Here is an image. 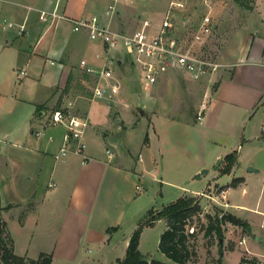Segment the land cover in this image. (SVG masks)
Masks as SVG:
<instances>
[{"label":"crops","instance_id":"0c3cea01","mask_svg":"<svg viewBox=\"0 0 264 264\" xmlns=\"http://www.w3.org/2000/svg\"><path fill=\"white\" fill-rule=\"evenodd\" d=\"M147 2L134 0L132 4L146 6ZM107 3L0 0V97L10 95L12 104L9 114L0 113V217L14 253L31 259L27 253L33 247L29 243L23 253L15 251L16 241L6 221L9 215L17 218L21 231L28 228L32 240L36 235L39 240L49 239V246L38 249L39 256L51 255L52 264H84L80 256L86 247L116 249L119 241L115 239L125 220L137 227L145 209L131 213L125 204L144 203L149 197H142V191L157 190L154 185H159L175 198L172 203L225 187L220 196L210 198L244 225H224L216 264H264V229L260 227L264 177L257 199L250 201L246 193L254 175L264 172V0H251L250 9L222 41L217 62L213 60L219 67L202 78L213 87L206 88L196 113L180 112L179 86L171 71L147 89L150 94L143 99L139 96L140 115L134 111V121L127 123L122 112L129 105L120 93L114 102L90 103L78 90L96 80L81 62L100 68L103 62L96 56L104 50L89 40L86 31L73 32L70 20L102 15ZM124 8L118 7L111 25L126 33H133L143 16L150 14L143 10L129 18L121 15ZM213 21L216 28L214 17ZM215 28L208 46L215 38ZM112 65L119 71L125 68L119 58ZM123 96L132 97L126 91ZM69 101L74 102L73 114L81 113L89 120L88 147L84 157L69 154L56 160L66 129L54 124L51 115ZM144 122L146 136L134 156L129 148L138 141L136 132ZM117 136L127 141L126 151L118 150ZM229 155H235L236 162L229 173L221 174ZM203 170L207 171L201 174ZM235 170L247 175L233 176ZM197 174L200 179L195 178ZM225 177L232 181L221 185ZM238 178L243 181L230 187ZM203 181L208 184L206 191L200 190ZM131 236L123 243L125 250ZM243 238L245 243L239 245ZM210 251L213 257V247Z\"/></svg>","mask_w":264,"mask_h":264},{"label":"rangeland","instance_id":"374dc122","mask_svg":"<svg viewBox=\"0 0 264 264\" xmlns=\"http://www.w3.org/2000/svg\"><path fill=\"white\" fill-rule=\"evenodd\" d=\"M171 0H150L147 2L146 6L144 4H139L135 7L132 3L127 4H121L120 7H125L122 10V16H127L129 18H132L133 16H137L139 13H141L143 10H147L150 14L148 16H143V19H149L151 22L152 20L157 24L160 23L164 13L166 12L169 2ZM187 2V7L185 11L179 12L175 16V22L177 25L176 33L178 34V38L180 40H184L183 45H185V41H189L191 35L196 31V22L199 19V17L202 15L203 12L208 10L206 8V5L204 4L203 0H185ZM207 5H209V8L212 11V15L214 19L216 20V28H215V38L213 39L212 43L206 47H202L203 45H196L195 53L196 54H210V59L217 62L218 54L222 49V41L224 39L228 38V35L232 32L234 29V26H236L237 22H240V18L244 17V14L250 9V3L251 0H206ZM131 4V5H130ZM153 22V24H154ZM132 21L130 20L128 25H131ZM120 31V30H118ZM124 32V31H121ZM215 40V41H214ZM213 55V56H212ZM119 58L123 61V64H125V68L123 70L114 68V72H116V76L119 79V82L121 84L120 88V96L123 97V101L129 105V109L127 111L122 112V116H126V123L127 121H134V116L140 115V109L138 106L142 103L141 98L143 99L146 94H150L151 91H147L145 86L141 83L140 80V74L137 69H134L128 61L127 55L125 52H116L115 53V60ZM113 66V65H112ZM116 66V65H115ZM114 67V66H113ZM173 75H175L178 86H179V96H178V102L180 107V112L184 113L185 115H192L196 113L197 105L202 99L204 92L206 88L211 84H207L208 82L205 80H202L204 77H208L211 73H213L211 70L205 74L204 76L198 78V79H191L188 75L185 73L175 70L172 72ZM95 83L94 81L91 83V81H87L83 87H77L80 91V95H82V98L84 101L88 100L90 103L93 101L91 100V92L94 87ZM210 90L212 89V84L209 86ZM131 92L132 97L126 98L123 96L124 92ZM141 96V98H139ZM73 99V98H72ZM11 99L10 95L2 96L0 97V113L4 114L11 111ZM116 106H119L116 104ZM121 109L122 107L119 106ZM95 108V107H94ZM120 109V110H121ZM123 110V109H122ZM135 111V112H134ZM134 112V114H133ZM78 114V113H77ZM77 116L84 117L81 113H79ZM129 126L133 127V123ZM3 124V123H2ZM146 123L144 122L136 132L137 134V140L136 143L129 148V151L132 155L136 156L138 153V144L140 143V140H143L145 138L146 133ZM131 130V128H129ZM116 143L119 145L118 150L126 151L124 149V145H127V141L121 139L120 136L115 137ZM117 145V146H118ZM207 171V170H206ZM244 172V170H235L233 176L240 177V175ZM210 173H212V170H210ZM264 172L261 170V172H257L254 175V180L251 181L249 184V187L246 191L248 195V199L251 201L253 198L257 199L261 189H262V179H263ZM243 175H247L246 172H244ZM232 181L231 178H222V180L219 182L221 185H227L228 182L230 183ZM194 183V182H193ZM196 184V183H194ZM207 185L205 184V181H203V185L201 184V191H206ZM157 187V190H149V191H142L141 195L142 197H149L147 198L144 203H142L140 206L135 203L132 205L125 204V207H130V211H134L135 209L143 208L145 209L144 214L140 217L138 220L137 227L130 221L125 220L123 228L121 232L116 236L117 241H119V245H116V249H114V246H108V247H99L98 245H91L85 248L83 250L82 255L80 256V261H84V264H120L126 256L127 250L124 249V241L125 239L132 233H134L141 223L147 222L148 220H151L154 216L159 213L164 206L168 205L171 201H173L175 198H170V194L168 195L164 190L159 189V185H154ZM141 187H144L143 185ZM225 189V187L222 188H216L213 190H209L208 192H204V196H194L197 198V200L200 203L201 206V213L194 217L190 221V233L196 234L195 239H191L190 244L193 246V248L198 253V258L196 263L194 264H216L217 257H218V242L216 236H213L210 239H206L204 237V231H200L201 226H207L208 220L205 217L206 215L210 214L214 216L217 213L223 212L225 208L222 207V205L218 204V200H213L210 197H213L215 195L220 196L221 190ZM264 191V190H263ZM140 194V193H139ZM263 195V192H262ZM149 210V211H148ZM148 211V212H147ZM6 221L8 223V229L11 233V236L13 240L16 241V248L15 251L17 253H23V248L27 247L29 243H32V249H29L27 253V257L31 259H38L39 258V250L40 247H46L50 245L49 239L42 240L37 239V235L32 240L31 239V232L28 230L21 231L18 226V221L15 216H7ZM135 227V228H134ZM166 225L165 221L162 219L156 220L153 222L152 225H141V232L139 237V244L141 243V246H138V251L141 254V256L144 259L147 260H158L164 263L169 264H175L172 261H170L164 254L161 253L159 250V241L161 234L165 230ZM32 241V242H31ZM211 242V245H210ZM34 245V246H33ZM213 247L215 255L212 257L210 254V248ZM25 255V254H23ZM51 256V255H50ZM120 259V260H118ZM1 264V263H0ZM53 264H68L64 261H55Z\"/></svg>","mask_w":264,"mask_h":264},{"label":"built area","instance_id":"2783aa9c","mask_svg":"<svg viewBox=\"0 0 264 264\" xmlns=\"http://www.w3.org/2000/svg\"><path fill=\"white\" fill-rule=\"evenodd\" d=\"M133 1L108 0L102 15L70 20L73 32L86 31L89 40L99 43L104 50L103 55L97 54L96 56L103 62L100 68L94 69L88 67L85 61L81 62L85 72L96 77L91 92L92 101L107 100L114 102L117 100L121 84L115 75L112 64L116 62L114 56L118 51L126 53L129 64L139 71L141 83L146 89L155 86L162 76L171 71L179 70L191 79H198L210 70L212 72L217 70L218 64L213 62L209 56L203 53H195L196 45L206 47L215 28L212 11L206 0L203 1L208 10L197 20L196 31L191 35L189 41H185V45H183L184 40L178 38L175 22L176 14L185 11L187 7L185 0H171L160 23L156 24L153 20L151 22L149 19H142L133 33L113 29L111 22L119 5ZM52 16L57 17L55 14ZM8 27L11 28L13 25L9 24ZM20 74L24 76L25 72L22 71ZM127 107L125 104L124 108ZM73 108L74 102L69 101L63 110L55 111L51 115L54 124L64 125L66 129L63 145L55 155L56 160L64 159L69 154L84 157L88 147L89 120L73 114L71 112ZM201 117L202 112H199L198 120ZM262 132L264 133V125ZM222 194L225 198V191ZM260 227L264 229V217ZM244 243L245 238L239 241V245Z\"/></svg>","mask_w":264,"mask_h":264},{"label":"trees","instance_id":"16d2710c","mask_svg":"<svg viewBox=\"0 0 264 264\" xmlns=\"http://www.w3.org/2000/svg\"><path fill=\"white\" fill-rule=\"evenodd\" d=\"M238 1V0H237ZM147 141V138H146ZM236 162L235 155L225 158V166L220 170L221 174H227ZM243 181L242 178L233 180L230 187H237ZM199 201L195 197H184L165 206L156 216L147 222L141 223L139 228L132 234L125 259L120 264H166L158 260L144 259L138 251L141 225H152L154 221L162 219L166 222L167 228L161 234L159 250L170 261L175 264H194L197 261L198 253L190 244L196 234L190 233V221L201 213ZM208 220L207 226H201L204 237L210 239L216 236L220 241L223 239L224 225L230 223L243 226L240 220L233 215L220 212L214 216H205ZM211 245V242H210ZM219 245V242H218ZM0 263L1 264H52L50 255L41 254L38 259L31 260L14 253L13 243L6 229V223L0 217Z\"/></svg>","mask_w":264,"mask_h":264},{"label":"water","instance_id":"95a60500","mask_svg":"<svg viewBox=\"0 0 264 264\" xmlns=\"http://www.w3.org/2000/svg\"><path fill=\"white\" fill-rule=\"evenodd\" d=\"M204 173H206V170H203L202 172H201V174H204ZM201 174H197L196 176H195V178L196 179H200L201 178ZM222 241V240H221Z\"/></svg>","mask_w":264,"mask_h":264}]
</instances>
